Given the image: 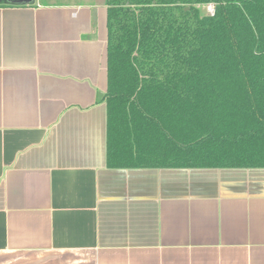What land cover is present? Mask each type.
Here are the masks:
<instances>
[{
    "label": "crops",
    "instance_id": "obj_1",
    "mask_svg": "<svg viewBox=\"0 0 264 264\" xmlns=\"http://www.w3.org/2000/svg\"><path fill=\"white\" fill-rule=\"evenodd\" d=\"M3 1L0 264H264V168L106 166L105 0Z\"/></svg>",
    "mask_w": 264,
    "mask_h": 264
},
{
    "label": "trees",
    "instance_id": "obj_2",
    "mask_svg": "<svg viewBox=\"0 0 264 264\" xmlns=\"http://www.w3.org/2000/svg\"><path fill=\"white\" fill-rule=\"evenodd\" d=\"M105 4L106 166L264 168V0Z\"/></svg>",
    "mask_w": 264,
    "mask_h": 264
},
{
    "label": "rangeland",
    "instance_id": "obj_3",
    "mask_svg": "<svg viewBox=\"0 0 264 264\" xmlns=\"http://www.w3.org/2000/svg\"><path fill=\"white\" fill-rule=\"evenodd\" d=\"M37 2H41V3H60V2H66L67 0H36ZM211 5L209 6H203L202 9L206 12H210V9H211Z\"/></svg>",
    "mask_w": 264,
    "mask_h": 264
},
{
    "label": "water",
    "instance_id": "obj_4",
    "mask_svg": "<svg viewBox=\"0 0 264 264\" xmlns=\"http://www.w3.org/2000/svg\"><path fill=\"white\" fill-rule=\"evenodd\" d=\"M20 2H29V1H32V0H18Z\"/></svg>",
    "mask_w": 264,
    "mask_h": 264
},
{
    "label": "built area",
    "instance_id": "obj_5",
    "mask_svg": "<svg viewBox=\"0 0 264 264\" xmlns=\"http://www.w3.org/2000/svg\"><path fill=\"white\" fill-rule=\"evenodd\" d=\"M213 8L211 7L210 12H212Z\"/></svg>",
    "mask_w": 264,
    "mask_h": 264
}]
</instances>
